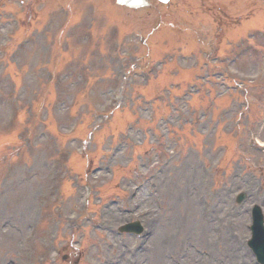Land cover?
Masks as SVG:
<instances>
[{
    "label": "rangeland",
    "instance_id": "374dc122",
    "mask_svg": "<svg viewBox=\"0 0 264 264\" xmlns=\"http://www.w3.org/2000/svg\"><path fill=\"white\" fill-rule=\"evenodd\" d=\"M173 1L174 5L171 8L158 5L156 0H149V8L131 10L114 5V0H41V3L33 7L35 13L29 15L24 25L21 24L22 28L16 33L13 45L3 49L5 52L2 55L0 53V264H54L47 255V259L42 260V255L51 253L45 249L44 238H48L54 245L66 247L65 253L69 256L67 264L76 259L80 261L79 264L98 263V260L104 257L100 255V251L105 248V241L94 229L93 223L87 219L98 221L99 212L105 216L104 221L115 232L116 227L122 222L136 218L133 213L136 200L132 199L130 204L126 203V199H130V195L134 197L135 192L129 191L127 198L128 189L125 191L126 185L138 184L145 178L146 175L143 174L142 178L136 172L141 173L143 170L156 176L155 180L159 183L160 190H165L173 188L176 181L178 171L173 168L179 169L184 165L186 175L183 176L190 182L189 191L187 193L185 190L181 201L179 195L173 197L175 201L181 202L175 204V210L180 211L181 215L172 214L169 199L165 200L167 210L163 211L168 217L166 223L163 222L162 213L155 208L141 210L143 213L138 211L144 217L145 221L142 220L144 225L148 226L147 229L155 232L149 248L144 249L139 257L141 259L142 255L145 256L144 261L140 262L173 264L170 257H177L181 252V242L186 240L201 250H215V246H209L206 239L197 238L194 234L196 232L194 225L184 228L182 218L184 214L178 209L180 205L192 211V221L197 224L202 215L200 210L202 197L209 200L211 205L222 197L217 210V218L220 216L222 218L224 215L228 216V209L233 210L229 205L234 192L239 188L249 189V186L260 189L257 185L264 183V155L251 153L246 148L250 131L247 129L250 126L243 123L246 119L243 115L245 110H239V115L232 119L240 120L236 127L232 124L231 128L228 124L225 127L226 121L217 125V106L212 101H209L210 105L207 106L206 100L201 99L204 96L209 97L210 92L212 97L215 93L224 91L218 79L209 75L211 70H217L218 67L215 64H204L216 57L217 51L214 47L218 44L222 47L227 46L229 58L233 52L232 41L240 34L245 33L248 28L264 29V18L259 15H263L261 11L264 7L262 9L260 6L264 5V0ZM15 2L0 0V33L7 35L12 33L8 29V22L13 24L12 15L15 13L18 12V20L22 16L25 17L22 6ZM90 4L107 13L109 24H120L122 31L138 30L139 34L147 36L149 43L150 57L146 54L141 62L135 64L133 71L136 75L126 72V69L122 72L126 78L123 80L124 91L119 106L112 104V92L110 93L115 82L118 81L120 84L122 81V73H116V61L114 59L111 61L116 51L114 47L108 46L112 37L105 36L101 47L99 43L97 45L100 49L97 56L89 57L90 60L87 56L86 64H83L82 51L85 53L86 51L85 47L80 46L81 42L76 35L79 33L81 38L80 32L85 31V24L88 27L86 20L89 17ZM248 13L257 14L253 19L247 16L252 21L248 28H237L235 24L238 17ZM175 14L181 16L180 19L175 18L178 16ZM256 17L261 18V23ZM25 26L30 29L28 33ZM72 26H75V29ZM18 27L16 23L11 29L15 30ZM166 35L168 37L165 39ZM170 35L172 46L167 43L170 42ZM178 35L182 39L179 42L181 44H178L182 49L179 52L195 54L200 63H203L200 64L198 73L207 76L203 79L207 88L199 94L183 96L182 93L186 91H183V85H180L175 91L179 92V96L170 99L168 82L177 79V74L181 78H192L194 74L189 69L192 64L189 66L181 64L178 68L170 64L165 69L151 62L163 58L162 54L166 48L170 47L172 50L177 44ZM22 40L25 42L22 43ZM256 41L264 40L257 37ZM151 43H154L152 47ZM99 49L95 48L91 53H96ZM254 56L256 54H251V57H247L242 64H231L228 72L235 82H240L241 87L247 89L245 92L251 99L250 119L263 120L261 130L260 128L256 130L263 142L264 52L252 60ZM250 59V62L244 64ZM171 63L176 64L177 61ZM250 78L252 80L248 82ZM179 82L183 83V80L180 79ZM138 89L141 93L144 92L142 97L151 98L154 93L156 95L162 93V99L152 104L145 99L140 100ZM207 89L210 90L207 91L209 95L204 91ZM12 94H15L13 98L20 106L17 119L13 123L11 104H8L4 97ZM240 96V93L235 92L229 96L235 112ZM59 100L64 101L65 105L57 109L56 103ZM137 103L140 104L138 109ZM222 104H226V101ZM228 105L229 100L226 106ZM86 106L104 112L107 117L102 115L97 120H92L86 112ZM135 107L133 114L132 110L134 111ZM153 115H156V121H148V117ZM105 118L108 119L106 122H100ZM159 119L160 124L164 126L162 132L164 139L163 144L153 149L155 145L149 137L150 129H154V124ZM75 120L79 121L74 123L75 129L72 134L81 138L87 137L85 146L88 145V149L84 150L83 155L87 156L88 153V161L94 163L95 167L105 164L112 146L116 145L117 134L114 135L113 132L125 131L127 125L133 129L124 132L128 137V151L106 167L104 178L100 173L98 176L95 173L89 177L83 173L82 176L94 189L93 198L91 195V200L84 211L81 205H78L77 209L71 207L73 199L76 198L72 199L75 191L69 181L67 184L65 182L61 184L59 188L61 196L59 198L55 196L56 201L50 202L49 198H53V195L49 197L47 194L46 178L54 179L53 161L50 164V159L51 157L58 159L57 146L61 151L69 147L73 151L79 148L78 141L66 139L68 129ZM27 127L31 128V131ZM227 129H231V132L228 133ZM23 130L30 132L29 138L21 137ZM52 132L57 144L51 137ZM235 141L241 144V150L234 144ZM162 145L174 148L175 162L168 160L172 150H167ZM77 155L75 154L71 163L74 168H80L86 163ZM178 158H181V161ZM62 159L66 161L67 155L63 154ZM187 163H190L188 169ZM200 168L203 169V173L199 172ZM171 176L172 179L164 180ZM239 176L246 181L245 184L242 185L237 179ZM57 179L59 178L56 177ZM130 179L133 180L129 182ZM204 181L208 182V186ZM122 183L124 189L120 190L118 187ZM151 188L156 189L155 186ZM258 192L263 193V190ZM72 193L74 194L71 195ZM254 199L259 200L258 197ZM245 201L243 207L246 212L252 201L251 198ZM151 204L152 200H149V205ZM62 207L66 213L60 218L56 211ZM262 208L264 212V205ZM147 211L150 212L146 213ZM153 219L159 220L160 223ZM33 225H38V231L35 237H32L33 235L29 237L28 227ZM160 235L163 241L159 242L157 237ZM116 236L118 235L115 233L114 237L119 242L132 239V237L119 239ZM177 259L182 264H192L188 262L190 260L188 258ZM60 262L62 261H56ZM226 263L239 264L234 259ZM198 264L205 263L199 261Z\"/></svg>",
    "mask_w": 264,
    "mask_h": 264
},
{
    "label": "bare ground",
    "instance_id": "6f19581e",
    "mask_svg": "<svg viewBox=\"0 0 264 264\" xmlns=\"http://www.w3.org/2000/svg\"><path fill=\"white\" fill-rule=\"evenodd\" d=\"M128 6H135V5H141V1L140 0H128V3L126 4ZM186 168H188V165H186ZM184 165L182 167L179 168L178 170V175L176 177V181L173 183V188H169V189H165V190H160V186L159 183L157 182V180H152V184L153 186L156 187L157 195L158 196H162V197H166L167 199L170 200V204L172 207V214H176V215H181L180 211L175 210L176 208V203H179L181 201V198L183 197L185 190L189 191V187H190V182L187 180V178H185L183 175H186V172H184ZM167 179H172V176L170 178H164V180ZM168 187V186H165ZM147 194H148V190H144L143 192H140L136 202L138 204H140V210H145L147 208V204H146V199H147ZM180 196L179 200H174L173 197L174 196ZM181 203V202H180ZM179 210L183 211V221H184V228L187 229L188 225H194L196 232H194V234L197 236L198 239L202 238V237H206L207 240H212L213 239V232L211 231V229L208 228V223L209 221L207 219L204 218H200L198 221V224H196L195 222L192 221L193 219V214L192 211L183 207V206H179L178 208ZM238 215L241 216V214L238 212ZM182 231H184L182 229ZM159 242L163 241V237L160 235L157 237ZM177 243V242H176ZM171 245V243H170ZM175 245V242L174 244ZM232 252H243V246H242V240L239 238H233L232 242L227 240L223 243V245H221V252L219 253L220 257H229L230 259L233 257ZM141 255V252L139 253V256ZM180 255L182 256H186V257H190V259L194 260V259H198L195 257L193 250L189 248H186L182 253H180ZM145 256L142 255V258L139 259L141 261H144ZM161 264V263H160Z\"/></svg>",
    "mask_w": 264,
    "mask_h": 264
}]
</instances>
